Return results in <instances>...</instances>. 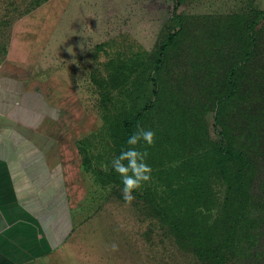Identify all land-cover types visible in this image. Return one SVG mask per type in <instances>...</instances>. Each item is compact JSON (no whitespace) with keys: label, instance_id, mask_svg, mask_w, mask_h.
I'll list each match as a JSON object with an SVG mask.
<instances>
[{"label":"rangeland","instance_id":"374dc122","mask_svg":"<svg viewBox=\"0 0 264 264\" xmlns=\"http://www.w3.org/2000/svg\"><path fill=\"white\" fill-rule=\"evenodd\" d=\"M176 19L182 20L183 32L162 61L160 46L177 29ZM248 22L253 27L245 33L241 26ZM248 36L256 42L247 44L253 49L251 69L259 70L264 63V0H0V62L11 60L41 79L50 102L60 105L65 127L58 160L43 175L49 183L44 182L39 222L50 250L42 254L35 231L32 238L29 230L19 229L10 254L3 253L11 264H207L160 225L155 209L164 201V207L170 205L164 180L175 165L188 161L190 138L196 136L203 145L206 129L214 145L220 140L214 117L222 103L228 107L221 110L236 121L237 99L227 97L228 72L243 58ZM116 71L128 79L127 87L116 88ZM260 87L255 111L264 100V84ZM158 96L161 107L150 117L126 120ZM112 105L122 108L121 120L129 124L110 137L104 115ZM167 116L173 120L155 134L151 146L143 141L136 146L148 153L151 179L133 191L128 203L112 161L129 147L126 140L138 125L153 131ZM249 122L260 142L264 116ZM231 130L235 135L236 129ZM241 145L233 144L235 149ZM260 145L256 172L234 178L231 171L240 168V161L228 165L223 159L226 181L213 184L221 203L242 200L238 193L244 190L246 207L251 205L256 220L253 239L241 238V255L225 264H264ZM35 168L38 174L43 169Z\"/></svg>","mask_w":264,"mask_h":264},{"label":"trees","instance_id":"16d2710c","mask_svg":"<svg viewBox=\"0 0 264 264\" xmlns=\"http://www.w3.org/2000/svg\"><path fill=\"white\" fill-rule=\"evenodd\" d=\"M176 22L177 29L160 46L159 54L162 61H164L166 51L175 46L178 36L183 32L182 20L176 19ZM241 27L245 33H248L252 30L253 25L248 22L247 26ZM255 43L254 37H247L243 47V58L228 72L232 77L227 81V97L228 99L236 97L235 115L238 114L239 118L236 117V121L232 122L234 115L229 116L221 110L228 107V103L221 102L220 111L214 117L216 124L220 127L218 134L220 140L215 146L206 129L203 135V145L199 143L200 139L196 136L190 138L188 161L175 165L170 170V176L165 173L168 180L167 182L164 180V183H167L165 187L169 190L167 199H169L170 205L164 207V201L161 207L155 209L160 225L166 226L172 234L184 240L187 247L194 250L193 253L198 260L205 261L207 264H225L227 261L234 260L242 253V248L237 247L240 239L243 238L245 241L253 239L251 235L256 220L252 218L251 205L246 207L248 199L245 198L244 190L238 193L242 200L238 198L231 200L229 204L226 201L221 203L219 201L220 192L213 184L226 181V178L225 181L222 179L225 173L221 175L226 169L224 167H227L223 166V159L228 162V165H234L240 161V168L231 171L234 178L243 171H247L246 174L251 176L259 167L255 159L258 156L260 144H264V137L260 138V142L257 141L249 126L252 124L249 119L255 117L259 122L261 116H264V100L260 101L259 110H253L254 104L261 98L260 85L264 84V63L262 62L263 65L259 70L251 69L253 49H248L247 44L253 46ZM115 79L118 81L116 88L127 87L128 79H123L117 71ZM155 93L157 95V92ZM255 94L256 99L253 98ZM158 98L159 96L155 102L149 101L143 105L136 116L125 119L134 121L147 119L153 111L159 110L161 107ZM112 108H108V116L104 115V117H108L110 137L116 133V128L121 127L124 132V125L129 124L128 121L124 124V120H121L119 111L122 108L119 109L115 105H112ZM258 111L261 113L259 114ZM222 112L226 115L222 116ZM172 120L173 118L168 116L166 119L162 117L159 121L160 124L154 128L153 132L158 134L166 130L167 122ZM232 128L236 129L235 135H233ZM254 130L258 131L255 127ZM237 141L242 145L235 149L233 144ZM120 143L121 141L116 142L119 146ZM181 155L183 156L182 153ZM112 179L116 181L115 176ZM151 194L146 195L144 200L148 199L147 201H149ZM260 220L263 221L262 218Z\"/></svg>","mask_w":264,"mask_h":264},{"label":"crops","instance_id":"0c3cea01","mask_svg":"<svg viewBox=\"0 0 264 264\" xmlns=\"http://www.w3.org/2000/svg\"><path fill=\"white\" fill-rule=\"evenodd\" d=\"M46 87L26 67L0 62V264H11L5 254L19 229L32 238L35 231L42 254L50 250L39 222L48 182L43 175L58 160L65 127L63 111L50 102ZM35 166L43 168L39 174Z\"/></svg>","mask_w":264,"mask_h":264},{"label":"clouds","instance_id":"9594fccd","mask_svg":"<svg viewBox=\"0 0 264 264\" xmlns=\"http://www.w3.org/2000/svg\"><path fill=\"white\" fill-rule=\"evenodd\" d=\"M155 133L146 130L139 125L136 130L127 138L126 144L129 146L121 150L120 154L112 161L113 170L120 176L123 184V199L131 203L134 199L132 193L139 189L143 183L151 179V167L146 163L147 151H139L136 146L143 141L148 146L154 143ZM127 162V163H125ZM107 170V165H102ZM131 173V174H129ZM118 246L112 245V250L116 251Z\"/></svg>","mask_w":264,"mask_h":264}]
</instances>
